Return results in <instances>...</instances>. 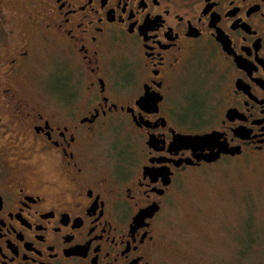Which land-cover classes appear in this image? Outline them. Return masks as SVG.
Wrapping results in <instances>:
<instances>
[{"label":"flooded vegetation","instance_id":"flooded-vegetation-1","mask_svg":"<svg viewBox=\"0 0 264 264\" xmlns=\"http://www.w3.org/2000/svg\"><path fill=\"white\" fill-rule=\"evenodd\" d=\"M259 155L264 0H0V264H166L180 177Z\"/></svg>","mask_w":264,"mask_h":264},{"label":"rangeland","instance_id":"rangeland-1","mask_svg":"<svg viewBox=\"0 0 264 264\" xmlns=\"http://www.w3.org/2000/svg\"><path fill=\"white\" fill-rule=\"evenodd\" d=\"M166 216V264H264V155L188 171Z\"/></svg>","mask_w":264,"mask_h":264},{"label":"water","instance_id":"water-1","mask_svg":"<svg viewBox=\"0 0 264 264\" xmlns=\"http://www.w3.org/2000/svg\"><path fill=\"white\" fill-rule=\"evenodd\" d=\"M213 139V134L211 135H203V136H178V138L175 139L177 143L184 145L185 147L188 146H196V147H202L207 145L208 142H211ZM219 155L215 154H209V155H203L201 156V159L207 161V162H213L217 160Z\"/></svg>","mask_w":264,"mask_h":264}]
</instances>
